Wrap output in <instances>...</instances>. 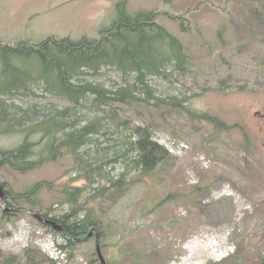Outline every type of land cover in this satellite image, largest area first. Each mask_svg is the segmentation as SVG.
<instances>
[{"label": "rangeland", "instance_id": "rangeland-1", "mask_svg": "<svg viewBox=\"0 0 264 264\" xmlns=\"http://www.w3.org/2000/svg\"><path fill=\"white\" fill-rule=\"evenodd\" d=\"M119 1L0 0V41L38 44L48 37L73 43L98 39L102 29L121 18L116 8ZM125 1L132 19L151 11L183 16L173 20L161 15L156 20L180 40L190 57L189 70L183 76L177 75L171 82H150L157 93L165 99L186 96V106L192 111L237 127L231 130V137L222 132L211 141L209 137L215 135L212 124L190 119L171 104L119 106V114L132 124L153 130V139L170 152L174 162L166 174L156 170L121 197L108 194L90 204L95 214L101 212L106 263L234 264L232 254L241 249V264H259L264 251V0ZM48 52H27L29 55L15 58L19 72L8 70L0 84L30 76L59 85V76L50 71L47 57L55 56L64 66L74 54L66 48L58 53L54 46ZM97 78L107 85L122 83L121 74L113 70L102 71ZM129 78L133 80V76ZM79 79L89 80V76ZM36 93L43 94L41 90ZM19 98L16 103H30V99L23 102ZM34 99H49L58 108L67 105L50 97ZM0 126L7 128L5 123ZM243 134L248 135L249 146ZM205 139L214 152L208 150ZM19 142V135L0 137L4 149L15 148ZM46 148L36 147L31 160ZM73 176L66 158L25 173L0 168V183L13 193H23L42 180L57 183L40 191L37 207L24 204L18 219L0 224V264L9 257H15L12 264H25L23 253L29 246L40 248L56 264H98L90 239L74 245L70 259L54 249L49 256L46 252L51 243L55 247L57 243L31 216L51 206V216L66 212L67 207L60 203L61 190ZM195 185L202 189L195 192Z\"/></svg>", "mask_w": 264, "mask_h": 264}, {"label": "trees", "instance_id": "trees-1", "mask_svg": "<svg viewBox=\"0 0 264 264\" xmlns=\"http://www.w3.org/2000/svg\"><path fill=\"white\" fill-rule=\"evenodd\" d=\"M171 1L173 0H164L167 3ZM126 4L125 0L116 3L121 18L108 28L102 29L98 39L92 41L73 43L52 37L38 44L0 41V78H4L8 70L19 72L14 59L29 55L27 52H48V48L54 46L58 53L66 48L74 54L69 64L64 66L55 56H45L52 64L50 71L59 76V85H48L30 76L0 84V124L5 123L7 126L0 129V137L20 136V142L15 148L0 147V168L6 167L25 173L49 162L65 158L70 160L74 176L70 184H63V197L60 201L61 205L67 207V211L51 217V206L42 216L60 224L72 239L84 236L91 227L101 229V214L94 215L95 208L90 205L97 198L103 199L108 194L121 197L156 170L166 174L172 169L174 158L154 141L153 130L149 126L132 124L129 118L119 114V106L159 108L161 105L171 104L175 109L185 112L190 119L212 124L215 135L209 137L211 141L222 132L231 137V130L237 127L228 126L224 121L207 113L198 114L192 111L186 106V96H167L165 99L164 95L162 97L157 93L158 89L150 82H171L177 75L183 76L189 70L190 57L180 40L161 27L156 20L161 15L173 20L183 16H175L166 11H151L140 13L139 17L132 19L126 13ZM257 7L259 4H255V8ZM106 70L120 73L122 83L112 81L107 85L100 81L97 77ZM86 75L89 80L84 82L79 79ZM130 76H133L132 81L129 80ZM37 90H41L43 94L38 95ZM15 94L26 97L21 99L23 102L30 99V103L26 106L16 103L13 97ZM39 96L44 99L55 98L67 105L58 108L49 99L46 102H36L34 98ZM106 135L109 137L105 138ZM243 139L245 145L249 146L248 135L243 134ZM204 142L208 150L214 152L209 148L206 139ZM45 145L46 151L40 156L37 155V159L31 160L36 154L35 148ZM79 180L83 185H72ZM52 183H35L23 193L7 190V206L23 209L25 204L37 207L40 190L57 184ZM211 184L212 181L208 186ZM208 186L205 188L208 189ZM193 189L198 192L202 187L195 185ZM224 203L225 200L219 205ZM195 206L200 208L197 203ZM21 215L3 214L0 221L5 220V216L10 221ZM38 225L54 239L63 240L64 245L59 247L68 250L70 259L74 246L72 240L66 239L63 234L49 226ZM241 252V249H237L232 256L234 264H241ZM23 257L25 264H56L35 247L25 249ZM14 259L15 257H9L4 264H12ZM259 264H264V251Z\"/></svg>", "mask_w": 264, "mask_h": 264}, {"label": "water", "instance_id": "water-1", "mask_svg": "<svg viewBox=\"0 0 264 264\" xmlns=\"http://www.w3.org/2000/svg\"><path fill=\"white\" fill-rule=\"evenodd\" d=\"M255 116H259V113H256ZM0 202L2 203V205H3L4 208H5V193H4V191H3V187H2L1 185H0ZM4 210H6V209H4ZM38 219H39L40 221H42L41 218L38 217ZM45 224L50 225V226H51L54 230H56V231H60V232H62V231L64 230L63 227L57 225L54 221H49V220H47V221H45ZM93 232H95V236H96V253H97V256H98V258H99L101 264H105L104 259H103L102 255H101L100 246H99V239H98L99 236H98V233H97L96 229H95V228H92V229L89 231L88 235L85 236L83 239H88V238H90V237L92 236Z\"/></svg>", "mask_w": 264, "mask_h": 264}, {"label": "bare ground", "instance_id": "bare-ground-1", "mask_svg": "<svg viewBox=\"0 0 264 264\" xmlns=\"http://www.w3.org/2000/svg\"><path fill=\"white\" fill-rule=\"evenodd\" d=\"M15 99H18L19 97H21L22 99H26V97L24 98V97H22L21 95H17V94H15L14 96H13ZM21 98H19V99H21ZM29 98V97H28Z\"/></svg>", "mask_w": 264, "mask_h": 264}, {"label": "flooded vegetation", "instance_id": "flooded-vegetation-1", "mask_svg": "<svg viewBox=\"0 0 264 264\" xmlns=\"http://www.w3.org/2000/svg\"><path fill=\"white\" fill-rule=\"evenodd\" d=\"M65 235H67L66 233H64ZM68 238V237H67Z\"/></svg>", "mask_w": 264, "mask_h": 264}]
</instances>
